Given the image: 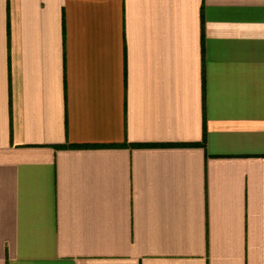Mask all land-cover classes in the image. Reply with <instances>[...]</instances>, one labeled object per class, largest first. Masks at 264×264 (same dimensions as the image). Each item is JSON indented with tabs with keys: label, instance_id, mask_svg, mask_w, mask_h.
<instances>
[{
	"label": "crops",
	"instance_id": "crops-1",
	"mask_svg": "<svg viewBox=\"0 0 264 264\" xmlns=\"http://www.w3.org/2000/svg\"><path fill=\"white\" fill-rule=\"evenodd\" d=\"M0 264H264V0H0Z\"/></svg>",
	"mask_w": 264,
	"mask_h": 264
}]
</instances>
